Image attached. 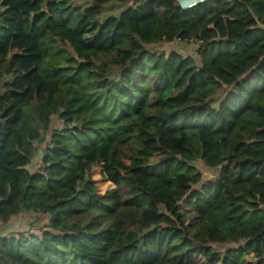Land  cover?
<instances>
[{
  "label": "trees",
  "instance_id": "16d2710c",
  "mask_svg": "<svg viewBox=\"0 0 264 264\" xmlns=\"http://www.w3.org/2000/svg\"><path fill=\"white\" fill-rule=\"evenodd\" d=\"M25 214L0 264H264V0H0V222Z\"/></svg>",
  "mask_w": 264,
  "mask_h": 264
},
{
  "label": "rangeland",
  "instance_id": "374dc122",
  "mask_svg": "<svg viewBox=\"0 0 264 264\" xmlns=\"http://www.w3.org/2000/svg\"><path fill=\"white\" fill-rule=\"evenodd\" d=\"M132 7V4H121L119 6V12ZM117 6L112 5L108 6L106 10H108V13H113L116 16H119V13L117 11L116 13ZM103 19V18H102ZM151 50L157 52V53H165L169 54L171 52H175L183 57H190L194 61H197V56H196V45L194 43H181V42H174V43H160L157 44L153 47H151ZM231 91V88L229 87H223L221 90L217 91L214 93V95L211 97V103L210 106L213 109H217L220 102L226 97V95ZM61 128L59 122L53 118L52 126H51V131L52 130H59ZM50 133L48 132L44 135V140L45 144H42L40 147V151L44 149V146L48 143L49 138H50ZM154 161L156 158L153 159ZM41 162L40 159H36L34 163L32 164L31 170L33 171H38L40 168ZM195 166L198 168L200 173L202 174L203 178H208V179H216L217 177V170H211L206 168L200 161L195 163ZM102 167H95L92 170V173L90 175V179L92 183L97 186L98 192L100 194H104L107 191L113 189L114 187L103 180L102 177ZM182 213L184 214L186 220H189L190 218L193 217L192 213H190L188 207H182ZM48 225V219L47 217L40 215V214H25L22 216H18L16 218H13L10 220L8 224H3L0 222V235L4 236H10L12 234H17L19 232L28 234H36L39 235L40 231L44 229Z\"/></svg>",
  "mask_w": 264,
  "mask_h": 264
},
{
  "label": "built area",
  "instance_id": "2783aa9c",
  "mask_svg": "<svg viewBox=\"0 0 264 264\" xmlns=\"http://www.w3.org/2000/svg\"><path fill=\"white\" fill-rule=\"evenodd\" d=\"M176 1H177V5H178V7H179L182 11H186V10H188L189 8L193 7L194 5H196V4H198V3H201V2H204V1H207V0H201V1H199V2H196V3H193V4L189 5V6H187V7H184L180 0H176ZM187 43H190V44H191V43H194L196 46H197V44H198V42H197L196 39H191V40L188 41Z\"/></svg>",
  "mask_w": 264,
  "mask_h": 264
},
{
  "label": "bare ground",
  "instance_id": "6f19581e",
  "mask_svg": "<svg viewBox=\"0 0 264 264\" xmlns=\"http://www.w3.org/2000/svg\"><path fill=\"white\" fill-rule=\"evenodd\" d=\"M184 7H187L193 3L199 2L201 0H180Z\"/></svg>",
  "mask_w": 264,
  "mask_h": 264
}]
</instances>
